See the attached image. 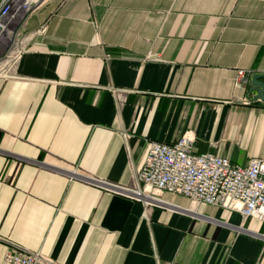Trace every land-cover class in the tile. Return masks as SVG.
I'll return each mask as SVG.
<instances>
[{
  "label": "crops",
  "instance_id": "crops-1",
  "mask_svg": "<svg viewBox=\"0 0 264 264\" xmlns=\"http://www.w3.org/2000/svg\"><path fill=\"white\" fill-rule=\"evenodd\" d=\"M41 25L0 77V261L15 245L56 264H264L263 222L100 188L184 133L195 155L264 158V0H45L24 33Z\"/></svg>",
  "mask_w": 264,
  "mask_h": 264
},
{
  "label": "built area",
  "instance_id": "built-area-1",
  "mask_svg": "<svg viewBox=\"0 0 264 264\" xmlns=\"http://www.w3.org/2000/svg\"><path fill=\"white\" fill-rule=\"evenodd\" d=\"M44 1L0 0V77H9L29 50L30 40L45 33V25L24 33L28 20ZM243 83V72H238L237 84ZM193 144L190 133H184L171 145L149 142L141 167L128 185L102 182L100 188L140 203L144 209L165 208L161 195L171 193L188 199L194 206L220 207L243 219L264 223V158L252 159L244 167L233 166L225 158L193 154ZM259 238L264 242V236ZM0 264L56 263L40 253L10 245Z\"/></svg>",
  "mask_w": 264,
  "mask_h": 264
},
{
  "label": "water",
  "instance_id": "water-1",
  "mask_svg": "<svg viewBox=\"0 0 264 264\" xmlns=\"http://www.w3.org/2000/svg\"><path fill=\"white\" fill-rule=\"evenodd\" d=\"M262 79V82L260 81ZM251 87L250 92H254L255 100L264 103V74L254 75L251 79Z\"/></svg>",
  "mask_w": 264,
  "mask_h": 264
}]
</instances>
